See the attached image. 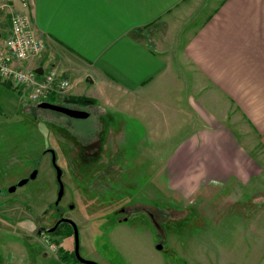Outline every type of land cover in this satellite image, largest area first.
<instances>
[{
    "label": "crops",
    "instance_id": "1",
    "mask_svg": "<svg viewBox=\"0 0 264 264\" xmlns=\"http://www.w3.org/2000/svg\"><path fill=\"white\" fill-rule=\"evenodd\" d=\"M26 1L0 0V51L10 17L28 14L45 48L13 65L53 68L68 95L171 141L161 153L171 191L189 198L264 179V0Z\"/></svg>",
    "mask_w": 264,
    "mask_h": 264
},
{
    "label": "rangeland",
    "instance_id": "2",
    "mask_svg": "<svg viewBox=\"0 0 264 264\" xmlns=\"http://www.w3.org/2000/svg\"><path fill=\"white\" fill-rule=\"evenodd\" d=\"M46 102L89 116L72 119L40 109L28 101V92L0 82V264H74L70 233L36 234L37 227L48 229L57 219L55 174L49 156L41 154L46 147L67 171L60 205H73L64 217L76 225L81 258L97 264H264V179L253 189L208 188L183 198L168 188L163 172L161 153L171 141L148 136L143 124L113 109L59 98ZM72 137L94 145L91 152L109 137L105 163H76ZM32 168L38 171L35 180L10 194ZM122 209L126 222L115 214ZM137 209L171 214L174 222L187 215L188 223L161 242L146 218L135 215ZM53 244L55 251L48 247Z\"/></svg>",
    "mask_w": 264,
    "mask_h": 264
},
{
    "label": "built area",
    "instance_id": "3",
    "mask_svg": "<svg viewBox=\"0 0 264 264\" xmlns=\"http://www.w3.org/2000/svg\"><path fill=\"white\" fill-rule=\"evenodd\" d=\"M22 7H28L26 0H20ZM44 43L31 30L28 14H13L10 18V32L5 40L6 53L0 51V82L14 84L28 92V101L43 103L48 98L63 99L71 88L70 81L53 68L25 70L13 62H25L37 58L44 51ZM49 103V102H48ZM55 251L54 246H48Z\"/></svg>",
    "mask_w": 264,
    "mask_h": 264
},
{
    "label": "flooded vegetation",
    "instance_id": "4",
    "mask_svg": "<svg viewBox=\"0 0 264 264\" xmlns=\"http://www.w3.org/2000/svg\"><path fill=\"white\" fill-rule=\"evenodd\" d=\"M118 140H119V138H117ZM71 141H73L74 143H73V146H74V148H72V149H74V151L75 152H72V154H73V156L75 157V160L77 161L76 163H88V162H90V160H95V162H96V164L97 165H101V164H103V163H105V158L106 157H108V154H107V150H110V148L108 147L109 145H108V142H110V139H109V137L106 139V140H104V142H106L105 143V145L103 144V146H102V148H100L99 150H94L93 152H91L90 151V149L91 148H93L94 147V145L92 146L91 144H85V145H82V144H79L78 143V141L76 140V139H74L73 137L70 139ZM106 146H107V148H106ZM50 150H53L51 147H46V148H44L42 151H41V154H42V156H46V155H48L49 156V164H50V166H51V168H52V170L54 171V174H55V178H54V182H55V184H56V193H55V200H54V202H53V208H54V211H55V214H56V217H57V219H56V221H55V223H54V225L53 226H55V224H57V222L60 220V219H62V218H65V219H68V218H66V217H64V213H65V210L66 209H68V210H72L73 209V207L72 208H70V206H73V205H71V203L70 202H68V203H65V206L64 205H60L61 203H62V200H63V198H64V196H65V191H66V188H65V182H63V180L65 179V177H66V175H67V171L66 170H64L63 168H61L59 165H58V159H59V156H58V154L55 152V155H56V164L58 165V167L63 171V175H62V177H61V181H62V183H63V189H64V192H63V196H62V198H61V200H60V202L58 203V205L57 206H55L54 204H55V201H56V199H57V192H58V189H59V186H58V184H57V181H56V172H55V169H54V167L52 166V164H51V154H50ZM114 150V149H113ZM111 157H109V159H110ZM33 170H36L37 171V169H35V168H32V170H31V172H30V174L32 173V171ZM38 172V171H37ZM29 174V175H30ZM84 174H85V172H84ZM29 175L27 176V177H23V179H25V178H28L29 177ZM36 176H37V174H36ZM36 176H35V178H36ZM85 176V175H84ZM22 180V179H21ZM35 179H33V180H29L26 184H24L22 187H24L25 185H27V184H29L30 182H32V181H34ZM17 185V183L16 184H14L13 186H16ZM22 187H20V188H22ZM17 188H19V187H16L15 188V190L12 192V193H10V194H13L15 191H16V189ZM0 193H1V190H0ZM138 210V209H137ZM138 211H140V213H135V215L137 216V215H143L145 218H146V220L149 222V224L151 225V227L154 229V231H155V234H157V236H158V238H159V240L161 241V242H164V241H167V240H169V238H170V234H169V231L171 230V231H173V230H179V228L180 227H183V226H186L187 225V215H185V216H183V218L180 220V222H178V224H177V222H174L173 220H174V218L172 217V215L171 214H161V213H154V212H150V211H144L143 209H141V210H138ZM126 212L124 211V209H122V211L121 212H119V213H115L117 216H123V218L122 219H120V218H118L119 219V221L121 222V221H124V222H126V220H127V217H125L127 214H125ZM130 215V214H129ZM71 220V219H70ZM52 226V227H53ZM52 227H50V228H52ZM43 227H37L36 229V234H37V231L38 230H40V229H42ZM62 228H66V229H62ZM63 231L64 230V232H68L69 230H70V234L73 236V229H72V227H71V225H69L68 223H66V222H60L58 225H57V227H56V229L54 230V232L53 233H51V234H46V235H49V236H51L52 234H57L58 232H60V231ZM42 234H44V233H42L41 232V234L40 235H42ZM51 246H54L55 247V250H56V246L53 244V245H51ZM157 250H161V246L160 245H158V247H157Z\"/></svg>",
    "mask_w": 264,
    "mask_h": 264
},
{
    "label": "water",
    "instance_id": "5",
    "mask_svg": "<svg viewBox=\"0 0 264 264\" xmlns=\"http://www.w3.org/2000/svg\"><path fill=\"white\" fill-rule=\"evenodd\" d=\"M35 72L37 74H41L42 73V68L40 67V68L35 69ZM38 107L40 109H43V110H50V111H53V112H56V113L63 114V115H65V116H67L69 118H72V119H86L89 116V114L86 113V112L79 111V110H74V109H70V108H66V107L59 106V105H56V104H51V103H48V102L40 103L38 105ZM50 154H51V164H52V166L55 169V172H56V181H57V184L59 186V189H58V192H57V199H56L55 204H54L55 206H57L58 203L60 202V200H61V198L63 196V192H64L63 183L61 181V177L63 175V171L56 164V155H55V152L53 150H50ZM36 174H37V171L36 170H33L32 173L29 175L28 178H25V179L20 180L17 183L16 186L10 187L9 190H8V192L9 193H12L15 190L16 187H22L29 180L35 179ZM72 207L73 206H70V208H72ZM60 222H66V223H68L69 225H71V227L73 229L74 257H75L76 261L79 264H97L95 262L88 261V260H85V259H83V258L80 257V255H79V243H78V231H77V228H76L75 223L72 220H70V219L62 218L52 228H48V229L42 228V229L38 230L37 231V235H40L41 232L44 233V234H51V233H53L54 230L56 229L57 225Z\"/></svg>",
    "mask_w": 264,
    "mask_h": 264
},
{
    "label": "trees",
    "instance_id": "6",
    "mask_svg": "<svg viewBox=\"0 0 264 264\" xmlns=\"http://www.w3.org/2000/svg\"><path fill=\"white\" fill-rule=\"evenodd\" d=\"M3 84H5V85H7V86H9L10 84L9 83H3ZM62 101L64 102V103H67V104H72V105H80V106H90V105H95L96 104V102H95V100H93V99H91V98H87V97H84V96H66V97H64L63 99H62ZM49 103H51V102H49ZM51 104H53V103H51ZM39 105V104H38ZM60 232H62V230L60 231ZM64 232V231H63ZM70 232V230L68 231V233ZM59 233V232H58ZM57 233V234H58ZM65 233V232H64ZM72 258H73V263L74 264H79L77 261H76V259H75V257H74V254L72 255Z\"/></svg>",
    "mask_w": 264,
    "mask_h": 264
}]
</instances>
